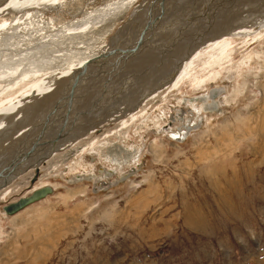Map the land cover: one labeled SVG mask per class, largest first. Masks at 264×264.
I'll list each match as a JSON object with an SVG mask.
<instances>
[{
	"label": "bare ground",
	"instance_id": "obj_1",
	"mask_svg": "<svg viewBox=\"0 0 264 264\" xmlns=\"http://www.w3.org/2000/svg\"><path fill=\"white\" fill-rule=\"evenodd\" d=\"M230 1L0 0V134L7 135L5 140L0 138V172L13 160L17 171L30 168L29 163L22 165L21 159H24V152L31 148L33 141L36 142L34 139L45 119L49 121L43 131L42 141L54 139L62 130L68 132V139L74 137L78 140L68 143L65 139L57 145L38 142L41 146L37 156L32 159V163L36 161L33 168L39 175L40 167L50 158L68 152L63 172L60 170L61 174L55 178L67 183L93 181L96 192L107 190L124 180L128 176L124 175L125 166L139 167L136 161L141 148L130 144V131L138 133L137 130L140 135H144V130L148 133L149 125L154 124L156 134L166 136L170 133L174 140L181 141L197 123L194 118L188 120L186 113L193 117L204 111L206 123H213L219 116L218 107L222 100L220 98L221 101L215 102L219 91H209L208 88L225 81H228L225 84L230 87V79L240 76L242 69L251 68L254 63L253 53L247 50L255 44L262 45L264 38V4L251 11L255 6L251 3L254 0H247L245 9L240 8L245 0L237 6L240 9L235 7V13H240L239 21H248L249 25L244 23L236 29L228 30L223 25L228 20L224 12L218 18H212L214 12L209 13L210 9H207L211 4H227ZM131 5L138 7L127 16V20L121 21L125 23L120 24L114 36L102 46L104 29L109 31L119 19H124L121 16L127 13L122 12L125 9L128 11ZM179 7L190 10L188 18H205L204 26L189 33L196 35L208 31L203 38L195 36L190 42L185 37L180 42L181 35L189 32V26L178 31L181 21L187 18L179 17L178 20L176 14H182ZM230 9L225 10L228 13L230 11L229 15L233 10ZM258 15L260 17L256 20ZM199 22L195 23L194 29ZM142 31V46L137 52L133 51L126 57L115 53L112 61L106 60L111 61V66L104 67L103 71L100 60L91 63L103 54L111 53L114 47L120 50L124 44H133ZM96 35L100 36L96 38ZM147 40H151V43ZM145 43L148 46L145 47ZM171 45L172 48L175 46L174 49L169 48ZM188 52V56L182 57L180 62V55ZM88 63L90 67L84 71V78L76 80L75 73ZM135 71L137 74L132 75L130 80L135 77L136 81L130 89H126L131 84L121 83V79ZM72 84L75 89L71 94ZM181 87H187L193 92H206L207 95L194 99L182 98ZM173 92L178 97H173L176 99L173 110L178 112V117L176 120L172 118V122L178 123L180 128L166 131V121L160 123L156 117L152 118V114L165 109L166 101L170 100L167 98ZM228 92L227 87L226 91L223 89V93ZM241 92L237 91V96ZM209 100L212 102L209 103ZM160 101L161 104L158 103ZM88 106V112L83 113L82 110ZM116 106L120 108L114 110ZM153 106V113L148 115ZM113 122H116V131L101 135L99 140L93 139L98 131L108 127L107 123ZM142 124L144 130L139 127ZM84 141L87 143L74 151V147ZM33 168L29 172L33 171L35 176ZM77 168L81 171H76ZM27 173L23 172L20 177ZM13 175L8 181L19 176L15 173ZM118 175L124 176L117 181H110V177ZM8 181L0 180V183ZM37 188L26 192V196ZM4 189L1 188L0 192ZM6 197L8 191L1 194L2 202Z\"/></svg>",
	"mask_w": 264,
	"mask_h": 264
},
{
	"label": "rangeland",
	"instance_id": "obj_2",
	"mask_svg": "<svg viewBox=\"0 0 264 264\" xmlns=\"http://www.w3.org/2000/svg\"><path fill=\"white\" fill-rule=\"evenodd\" d=\"M243 1L211 4L207 9L221 14L226 5L234 7ZM256 1L258 6L264 4V0ZM246 6L247 0L240 8ZM130 7L123 10L127 13L121 16L124 19L109 31L104 29L102 46L138 6ZM233 7L231 15L230 11L225 15L228 20L237 11ZM178 10L182 12L176 14L178 18L188 17L189 9ZM181 26L182 22L178 31ZM262 41L247 50L253 53L254 63L232 77L230 87L225 81L208 88L219 91L215 102L222 100L213 123H206L204 111L193 117L186 113L188 120L194 118L197 123L181 141L170 133L156 134L154 124L149 125L148 133L143 124L138 125L144 135L130 131V144L141 148L136 161L139 167L125 166L128 176L109 189L94 192L93 181L67 183L55 178L63 172L68 152L56 154L41 166L31 187L33 171L15 179L0 192V208L43 185L54 192L10 218L0 209V264H264V38ZM134 74L136 71L122 77L121 83L131 84L126 89L134 85L135 77L130 80ZM226 87L227 94L223 93ZM180 91L182 98L207 95L187 87ZM237 91H242L239 96ZM169 96L162 112L152 114L155 106L148 112L160 123L166 121V131L180 128L172 122L178 117L173 110L177 93ZM107 125L93 139L116 131V122ZM6 137L0 134L3 140ZM86 143L75 146L74 151ZM124 175L109 179L117 181ZM5 191L8 197L2 202Z\"/></svg>",
	"mask_w": 264,
	"mask_h": 264
},
{
	"label": "water",
	"instance_id": "obj_3",
	"mask_svg": "<svg viewBox=\"0 0 264 264\" xmlns=\"http://www.w3.org/2000/svg\"><path fill=\"white\" fill-rule=\"evenodd\" d=\"M229 3H231V1L229 2ZM252 4H255V6H253V7H256L257 6V8H260L257 4H256V0H254L253 2H251ZM251 3H249V4H251ZM219 3H217V5H218ZM240 4H237L236 6H234L233 8H235V7H237V6H239ZM230 7L231 6H225V10L227 11V10H229L230 9ZM263 7H261V9H262ZM202 12V11H201ZM214 12V11H213ZM228 12H224V14H227ZM214 15L215 16H213L212 15V18H214V17H217V16H219L220 15V13H218V14H215V12H214ZM240 15V13H235L234 15H233V18H232V20H226L225 22H223V25L225 24L227 27H228V30H233V29H236V28H238V27H240L241 25H243L244 23H245V25L247 24V25H249L248 24V21H244V22H240L239 21V19H238V16ZM188 16V15H187ZM201 16V15H200ZM208 17H209V15H208ZM186 18V17H185ZM218 18V17H217ZM201 19H203V17L201 16V18L199 17V16H197V17H191V18H186V22L184 23L183 21H181L182 22V24H184V26L182 27V29H184L185 27H186V25L187 26H189L188 28H189V32L187 33V32H185L186 33V35H181V38L179 39L180 40V42L182 41V39L183 38H187V40H190V42L191 41H193L194 40V38H195V36L197 37V38H203V36H205V34H207V32L208 31H204V32H201V33H196V35L195 34H189L190 32L192 33V32H194V31H196V30H198V27L199 26H201V25H203L204 26V23L203 22H199V20H201ZM216 20V19H215ZM196 22H199V24H197L198 26H196L197 28L196 29H194L193 28V26L195 25V23ZM216 23V22H215ZM215 25V27H216V24H214ZM244 25V26H245ZM215 27H214V29H215ZM200 28V27H199ZM227 30V31H228ZM206 32V33H205ZM142 34H144V32L142 31L141 33H140V35L135 39V41H134V43L133 44H129V45H127V44H124L123 46H122V49H116V47H114L113 49H111V50H113L111 53H105V54H103V56L101 57V58H99L98 60H95V61H92L91 63H95V62H98L99 60L101 61V63H103V64H101L102 65V71H103V69H104V67L106 68V67H108V66H111V61H112V59L114 58L113 56H114V54L115 53H117L118 54V56H120V57H126L127 55H129L131 52H137V50H139V48L142 46V37L144 36V35H142ZM139 46H138V45ZM191 44V43H190ZM146 45V43L144 44V46ZM143 46V47H144ZM172 46L173 45H171V47H169V48H172ZM175 47V46H174ZM174 47L172 48V49H174ZM121 48V47H120ZM171 49V50H172ZM169 51H170V49H169ZM188 54H189V52L188 53H184V54H182V55H180V62H182V60H183V58L182 57H186V56H188ZM116 57V56H115ZM110 60L111 59V61L110 62H107L108 60ZM107 60V61H106ZM89 64L90 63H88L87 65H85L82 69H80V70H78L76 73H75V76L77 77V79L76 80H81L82 78H84V77H82V76H84L83 75V73H84V71H87L88 70V68L90 67L89 66ZM74 84H72L71 85V94L73 93V91H74ZM49 121V119H45V121L43 122V124H42V127H41V130L40 131H38L37 132V136H36V138L34 139L36 142H34L33 141V143H32V145L30 146L31 148L28 150V151H26V152H24V159H21V163H22V165H24L25 163H29V166H30V168H28V169H25V170H22V171H17V169L18 168H16L17 167V165H16V162L14 163V166H13V161H11L10 163H8L7 164V167H4L3 169H2V171L0 172V180H2V182H6V181H8L9 179H11V177H13L14 175V173L16 174V175H19V176H16L15 178H13V180H11V181H8L7 183H3V184H1L0 185V189L2 188V189H4V188H7L12 182H14L15 181V179L16 178H18V177H20V175L21 174H23V172H25V173H27L28 171H29V169H32L33 168V164H35L36 163V161H34V163H32L33 161H32V159L33 158H35L36 156H37V152H38V148L41 146V144H39L38 142H42V143H45V144H49V143H53L54 145H57V144H60L63 140H67V142L68 143H74V142H77V140H78V138H70V139H68L69 137H68V132L67 131H64V130H62L61 132H58V135L57 136H55V138L54 139H47V140H45V141H42V137H43V131H44V129H45V126H46V123ZM68 137V138H67ZM67 143V144H68ZM66 145V144H65ZM37 160V159H36ZM13 166L12 168L10 167V166ZM9 168H11V170H9V171H7ZM34 170H35V168H33ZM35 174H36V176H34V178L32 179V181L30 182V184L31 185H33L34 184V182L36 181V178H37V175H38V173H37V171L35 170ZM94 190V189H93ZM53 192H54V190L52 189V188H50V187H44V188H42V189H38V190H35V191H33L32 193H31V195H29V196H25V197H21V198H19L18 200H16V201H13V202H9V203H7L6 205H4L3 207H2V211L5 213V215L7 216V217H11V216H13V215H16L17 213H19V212H21L22 210H24L25 208H27V207H29L30 205H33V204H35V203H38V202H40L41 200H44L46 197H48V196H51V195H53ZM94 192H96V190H94Z\"/></svg>",
	"mask_w": 264,
	"mask_h": 264
}]
</instances>
